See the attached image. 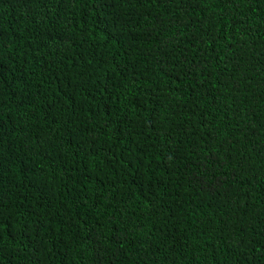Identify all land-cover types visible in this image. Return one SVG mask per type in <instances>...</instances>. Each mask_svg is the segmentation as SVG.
<instances>
[{
    "label": "trees",
    "instance_id": "16d2710c",
    "mask_svg": "<svg viewBox=\"0 0 264 264\" xmlns=\"http://www.w3.org/2000/svg\"><path fill=\"white\" fill-rule=\"evenodd\" d=\"M0 264H264V0H0Z\"/></svg>",
    "mask_w": 264,
    "mask_h": 264
}]
</instances>
